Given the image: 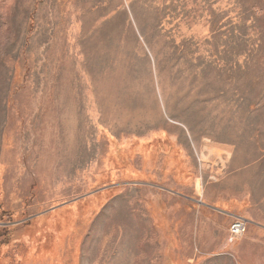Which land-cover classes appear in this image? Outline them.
Masks as SVG:
<instances>
[{"label":"rangeland","instance_id":"374dc122","mask_svg":"<svg viewBox=\"0 0 264 264\" xmlns=\"http://www.w3.org/2000/svg\"><path fill=\"white\" fill-rule=\"evenodd\" d=\"M263 229L264 0H0V264H264Z\"/></svg>","mask_w":264,"mask_h":264},{"label":"built area","instance_id":"2783aa9c","mask_svg":"<svg viewBox=\"0 0 264 264\" xmlns=\"http://www.w3.org/2000/svg\"><path fill=\"white\" fill-rule=\"evenodd\" d=\"M248 221L242 216H235L232 219L228 230L227 241L229 244H235L240 241L247 233Z\"/></svg>","mask_w":264,"mask_h":264},{"label":"crops","instance_id":"0c3cea01","mask_svg":"<svg viewBox=\"0 0 264 264\" xmlns=\"http://www.w3.org/2000/svg\"><path fill=\"white\" fill-rule=\"evenodd\" d=\"M239 201V203L241 204V209H242V206L244 205V201H241V200H237ZM236 202V201H235ZM257 202V201H256ZM252 204V203H251ZM248 226H249V223H248ZM264 230V229H263ZM247 232H248V229H247ZM264 236V235H262ZM263 238L260 237V238H256V236H249V238L246 240V242L242 245V247H240L239 245L237 246V252H238V255L244 253V254H248L249 251H254L255 249H253L254 246H256L257 244L259 245L260 242H263ZM243 248V249H242ZM255 257V256H254ZM257 257L256 256V261H257Z\"/></svg>","mask_w":264,"mask_h":264},{"label":"trees","instance_id":"16d2710c","mask_svg":"<svg viewBox=\"0 0 264 264\" xmlns=\"http://www.w3.org/2000/svg\"><path fill=\"white\" fill-rule=\"evenodd\" d=\"M17 242V240H12V237L10 238V239H7V240H5L3 243H2V245H10V244H12V243H16Z\"/></svg>","mask_w":264,"mask_h":264}]
</instances>
